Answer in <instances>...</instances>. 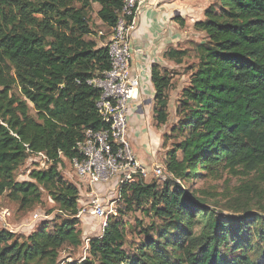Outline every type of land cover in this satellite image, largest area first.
I'll return each mask as SVG.
<instances>
[{"label":"trees","instance_id":"trees-1","mask_svg":"<svg viewBox=\"0 0 264 264\" xmlns=\"http://www.w3.org/2000/svg\"><path fill=\"white\" fill-rule=\"evenodd\" d=\"M94 4L115 26L124 0H0V197L7 192L28 209L44 188L63 214L27 236L0 229V264H59L63 246L83 244L80 190L59 164L79 155L88 130L107 127L97 110L101 91L88 83L110 69L107 47L86 38ZM194 27L201 42L176 51L195 62L164 134L163 147L176 139L166 152L169 177L162 184L137 177L121 191L127 210L141 209L150 225L133 236L123 210L110 214L87 255L68 264H264V204L224 214L189 189L205 174L253 172L258 183L243 192L264 201V0H215ZM151 78L155 119L166 125L172 76L153 64ZM33 152L47 165L38 163L33 181H17Z\"/></svg>","mask_w":264,"mask_h":264},{"label":"built area","instance_id":"built-area-1","mask_svg":"<svg viewBox=\"0 0 264 264\" xmlns=\"http://www.w3.org/2000/svg\"><path fill=\"white\" fill-rule=\"evenodd\" d=\"M152 1L124 0L118 21L111 27V35L104 44L108 49L110 69L88 80L90 85L101 91L97 110L107 127L88 130L86 139L77 144L79 155L69 160L80 197H86L78 217L92 215L102 219V233L113 209H108L111 192L105 191L99 195V187L107 185L113 187V190L118 189L121 197L123 187L133 183L137 177L146 179L165 175L162 166L156 162L149 167L137 160L128 133L129 119L134 108L132 102L138 98L141 86L139 75L131 71L134 54L141 52L133 47V35L140 14ZM32 155L41 159L42 167L47 165L44 153L33 152ZM89 241L87 239V246Z\"/></svg>","mask_w":264,"mask_h":264},{"label":"rangeland","instance_id":"rangeland-1","mask_svg":"<svg viewBox=\"0 0 264 264\" xmlns=\"http://www.w3.org/2000/svg\"><path fill=\"white\" fill-rule=\"evenodd\" d=\"M98 5L93 6V10L90 14L91 26L94 30V34L87 36V39H94L98 44H105L106 39L111 35V28L101 22L98 18L97 10ZM193 57V55L191 56ZM195 62V59L189 58L186 62L187 66H191ZM172 91V90H171ZM179 92L175 93L172 91V104L170 106L169 121L166 124L165 132H168L171 125L175 123L177 116V104ZM173 140H168L165 147H161L156 154V159L154 161L156 164L162 166L164 169V174L161 177L150 176L146 178L147 183L157 182L162 184L168 177L165 158L166 152L171 148V143L176 141L175 137ZM173 141V142H171ZM132 145V144H131ZM134 152V147L132 145ZM142 158H145V156ZM41 162L39 157H30L24 165H22L16 172L17 181H33L30 176L32 170L37 169L38 163ZM148 163V162H147ZM148 165V164H147ZM151 167L152 165H148ZM59 170L63 175L64 179L76 184L77 179L74 175L73 166L71 162L63 157L62 163L59 164ZM258 183L257 174L251 173L249 175H235L229 170H222L217 176L215 175H203L192 181L190 184V190H196L198 194H204L208 201L207 204L210 208L215 209L218 212H223L224 214H231L233 211L231 209H238L240 207L249 208L250 210H258L260 204H264L263 196H256L258 194L251 193L249 195L245 194L243 190L246 191V186H252ZM78 185V184H76ZM244 188V189H243ZM42 189V201L28 209L20 208V204L17 201L12 200L7 192L0 197V229L6 228L17 234L29 235L33 230L40 227L42 224L47 223L50 229L59 223L60 217L63 216L58 210L57 203L53 200L49 191ZM110 191V196L108 197V209H113V214H118L120 210L125 213H121L122 218L127 223V227L132 230V235L135 236L139 233L141 228L148 227L151 223V219L143 214L141 209H135L129 211L126 208V204L120 197L118 189H114L111 186L105 185L103 190ZM97 190L98 194L105 192ZM244 195V199H239L240 195ZM248 196V197H246ZM85 195L80 197L79 208L83 209ZM248 198V199H246ZM80 218V217H79ZM138 221L142 222V227L137 228ZM103 220L96 218L92 215H87L84 218H80L79 228L82 230V240L83 244L78 248H73L71 246L65 245L61 248L59 254V264H68V262L79 261L87 255V239H91L100 236L102 233ZM143 237V236H141Z\"/></svg>","mask_w":264,"mask_h":264},{"label":"crops","instance_id":"crops-1","mask_svg":"<svg viewBox=\"0 0 264 264\" xmlns=\"http://www.w3.org/2000/svg\"><path fill=\"white\" fill-rule=\"evenodd\" d=\"M214 1L153 0L138 18L133 35V47L140 49L141 52L134 54L131 71L139 75L141 86L138 98L132 102L134 108L129 119L128 133L137 160L146 166L155 162L156 154L163 147L166 133V125H159L155 119L156 96L151 67L153 64H159L172 76L168 90V113H170L174 97L172 91L179 92L180 95L190 77L186 62L191 58V53L179 55L176 51H188L195 46L194 43L201 42L204 34L195 29L194 25L204 19L205 10ZM98 45L104 46V44ZM105 190L98 188V191Z\"/></svg>","mask_w":264,"mask_h":264}]
</instances>
